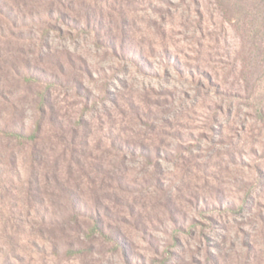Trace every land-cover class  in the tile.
Instances as JSON below:
<instances>
[{"label":"rangeland","instance_id":"obj_1","mask_svg":"<svg viewBox=\"0 0 264 264\" xmlns=\"http://www.w3.org/2000/svg\"><path fill=\"white\" fill-rule=\"evenodd\" d=\"M260 3L0 0V264H264Z\"/></svg>","mask_w":264,"mask_h":264},{"label":"trees","instance_id":"obj_2","mask_svg":"<svg viewBox=\"0 0 264 264\" xmlns=\"http://www.w3.org/2000/svg\"><path fill=\"white\" fill-rule=\"evenodd\" d=\"M222 1V5L223 6H229L228 8H226L227 10H226V14H227V16H229V13L231 14V15H237V12H236V10L238 9V6H241V7H245V9H246V11L248 10L246 7V5H248V3H251V2H253V1H255V0H230L231 1V4L230 5H227V1H229V0H220V2ZM227 2V3H226ZM260 7H263L264 6V0H261V3H260ZM242 14L243 15H247V14H245V13H243L242 12ZM43 94V93H42ZM44 95V94H43ZM43 99H44V96H43ZM43 101L44 100H42L40 103H39V105H38V109H40L41 111L43 110V107H44V104H43Z\"/></svg>","mask_w":264,"mask_h":264}]
</instances>
